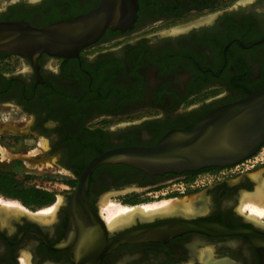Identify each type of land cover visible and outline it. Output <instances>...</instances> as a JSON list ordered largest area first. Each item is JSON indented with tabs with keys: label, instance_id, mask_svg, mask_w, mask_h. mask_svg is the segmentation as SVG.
I'll list each match as a JSON object with an SVG mask.
<instances>
[{
	"label": "flooded vegetation",
	"instance_id": "af4514ba",
	"mask_svg": "<svg viewBox=\"0 0 264 264\" xmlns=\"http://www.w3.org/2000/svg\"><path fill=\"white\" fill-rule=\"evenodd\" d=\"M137 1L131 28L107 29L77 57L42 54L33 62L0 52V126L16 127L0 132V150L28 145L24 150L31 159L62 174L49 180L51 187L44 189L53 199L39 207L0 194L27 208L14 212L0 206V264H81L78 252L93 246L98 217L104 220L102 204L119 195L132 206L151 198H197L190 202L192 212L155 210L123 229L106 230L107 240L140 226L180 220L264 234V222L241 209L242 197H252L264 179V141L252 156L226 167L150 176L120 163L98 165L88 178L90 202L73 206L81 173L100 152L152 145L166 131L189 128L264 85V0ZM98 2L7 0L0 21L44 26L84 14ZM110 120H124L123 126L102 125ZM211 251L214 256H207ZM99 264H260V257L247 235L185 230L120 243Z\"/></svg>",
	"mask_w": 264,
	"mask_h": 264
},
{
	"label": "water",
	"instance_id": "95a60500",
	"mask_svg": "<svg viewBox=\"0 0 264 264\" xmlns=\"http://www.w3.org/2000/svg\"><path fill=\"white\" fill-rule=\"evenodd\" d=\"M137 10V0H99L95 8L84 14L44 26H34L23 20L0 21V52L33 62L42 54L57 58L77 57L82 49L96 43L107 29L124 31L131 28ZM122 126L117 125L113 129ZM263 141L264 85L237 102L208 112L189 128L166 131L152 145H125L100 152L81 173L71 201L76 208L90 202L86 192L88 178L91 171L101 164L120 163L150 176L226 167L252 156ZM137 218L145 220L136 215L133 221ZM98 221L94 244L78 252V263L99 264L101 257L120 243L158 240L164 235L194 230L207 234L247 235L258 250L260 264H264V234L248 228L180 220L163 227L158 224L140 226L107 240L106 230L109 228L101 217ZM126 225L113 230L118 231Z\"/></svg>",
	"mask_w": 264,
	"mask_h": 264
},
{
	"label": "rangeland",
	"instance_id": "374dc122",
	"mask_svg": "<svg viewBox=\"0 0 264 264\" xmlns=\"http://www.w3.org/2000/svg\"><path fill=\"white\" fill-rule=\"evenodd\" d=\"M229 1L234 4L235 2L242 1V0H229ZM5 2H7V0H0V8L2 6H4ZM193 16H195V14H193ZM110 46H112V44H110V45H102V46H99L97 48L96 47L95 48H91L88 51H86V53L89 54V55H92L95 50L105 49V48H108ZM53 64H54V62H52V65ZM139 117L140 116H136V117L132 118L131 120H138ZM2 122L6 123V124L8 123V121H2ZM122 122H124V120L103 121L102 125L110 126L111 128H113V127H115L117 125L122 124ZM7 129L13 130V129H16V127H14L13 125H11V126H9V125L0 126V132H5ZM41 145L44 146V143L41 142ZM26 146L28 147V145H26ZM25 147H22V146L20 147L19 146L18 149L14 150V151H10V152H6L5 150L1 149L0 150L1 151L0 154H1V158L3 160L0 161V169L14 172L19 177L21 175H23V174H30L31 176H33L31 178V180H30L31 183H34L36 186L41 187V188H50L52 184L49 183V180L50 179L54 180L55 179L54 177H60V176H62V174H55V173L50 172V168L44 167V165H43L44 160L35 161V160L31 159V158H34V157H31L30 154H28V155L26 154V151L24 150ZM32 149H33L32 147L28 148V150H30V151ZM38 151H39V149L33 151V153L38 152ZM24 155H26V156H24ZM259 175L261 176V174L258 173V176ZM259 184L260 183H258V185ZM196 196L197 195L182 197L181 199L179 198L177 200H173V199H162V200H159L160 198H151L148 201L139 203V205H143V204L153 205L155 203L157 204V203H159L161 201H166V200H169L171 202L177 201V202L183 203L181 201H185V200L186 201L187 200L191 201L193 198H197ZM160 197L163 198L162 195H160ZM245 197L246 196L242 197V200L245 199ZM11 200H13V199H11ZM131 203L132 202H129L127 200V198L123 197L122 195L114 196V197L110 198L109 200H107L106 204H102V205H105L103 207L106 208V209L104 208V213H103L104 221L108 220L109 214L113 213L117 206L120 207L121 205H132ZM23 207H25V206H23ZM135 207L137 208L138 206H135ZM108 208H109L110 211L108 210ZM25 209H27V208L25 207ZM244 210L249 212V210L247 208H245ZM249 214H250V212H249ZM258 220L264 221V218H261V219H258ZM202 252L203 251L201 250L200 251V256L202 255ZM207 256L213 257L214 256L213 252L212 251L209 252Z\"/></svg>",
	"mask_w": 264,
	"mask_h": 264
},
{
	"label": "bare ground",
	"instance_id": "6f19581e",
	"mask_svg": "<svg viewBox=\"0 0 264 264\" xmlns=\"http://www.w3.org/2000/svg\"><path fill=\"white\" fill-rule=\"evenodd\" d=\"M255 180H259L258 173L255 174ZM255 193L256 194H254L252 197L246 196L245 199L242 200L243 202L241 204V209L247 208L250 212L252 220L258 221V219L264 218V179L260 180V184L257 186ZM181 202L183 203L166 200L153 205H139L137 208L132 205H121L120 207L117 206L114 212L109 214L108 220L106 221V223L109 225L107 228L116 229V226L118 225L129 223L136 215H141L142 218L148 217L152 215L155 210L159 209H163L164 213L176 211L178 209H180L182 212H192L189 206L191 202L190 200ZM0 206L6 208L7 210H14V212H18L20 209L26 210L25 207H23L18 201L2 198L1 196ZM6 209L5 211H7ZM44 209L45 210L41 209L39 211L40 214L47 212L46 208Z\"/></svg>",
	"mask_w": 264,
	"mask_h": 264
},
{
	"label": "trees",
	"instance_id": "16d2710c",
	"mask_svg": "<svg viewBox=\"0 0 264 264\" xmlns=\"http://www.w3.org/2000/svg\"><path fill=\"white\" fill-rule=\"evenodd\" d=\"M32 177L30 174L19 177L14 172L0 169V194L28 207H39L52 201L53 195L49 191L30 182Z\"/></svg>",
	"mask_w": 264,
	"mask_h": 264
}]
</instances>
